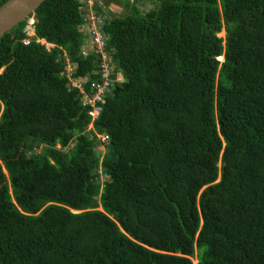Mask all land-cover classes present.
<instances>
[{
    "label": "trees",
    "instance_id": "trees-1",
    "mask_svg": "<svg viewBox=\"0 0 264 264\" xmlns=\"http://www.w3.org/2000/svg\"><path fill=\"white\" fill-rule=\"evenodd\" d=\"M78 6L35 11L49 53L0 39V264H264V0L108 10L103 151Z\"/></svg>",
    "mask_w": 264,
    "mask_h": 264
},
{
    "label": "built area",
    "instance_id": "built-area-1",
    "mask_svg": "<svg viewBox=\"0 0 264 264\" xmlns=\"http://www.w3.org/2000/svg\"><path fill=\"white\" fill-rule=\"evenodd\" d=\"M104 0H78V10L83 20V30L85 33L86 42L91 50L96 54L98 63L96 68L85 78H74L75 67L66 69L64 74L65 78L69 82L70 90H78L82 96V103L90 106V112L88 115L92 121H95L101 114L102 108L98 104H103L104 95L109 92L115 83L122 82L120 74L116 75L113 79L114 64L112 61L113 52L108 51L107 41L105 38L104 27L106 24L107 16L104 13ZM32 26V20H29L26 24L28 29ZM45 46L47 51H50L54 47L46 44L42 41H36ZM28 42H26L27 44ZM87 48L83 49V55L88 56ZM1 75V72H0ZM96 76L97 81L91 83V89L94 92L92 97H89L85 92V86L91 82V77ZM102 142L106 143L108 138L102 137Z\"/></svg>",
    "mask_w": 264,
    "mask_h": 264
},
{
    "label": "water",
    "instance_id": "water-1",
    "mask_svg": "<svg viewBox=\"0 0 264 264\" xmlns=\"http://www.w3.org/2000/svg\"><path fill=\"white\" fill-rule=\"evenodd\" d=\"M46 0H7L0 6V39L40 7Z\"/></svg>",
    "mask_w": 264,
    "mask_h": 264
},
{
    "label": "clouds",
    "instance_id": "clouds-1",
    "mask_svg": "<svg viewBox=\"0 0 264 264\" xmlns=\"http://www.w3.org/2000/svg\"><path fill=\"white\" fill-rule=\"evenodd\" d=\"M142 1H145V0H126V2H127V4H131V5H134V4H139V2H142ZM79 3V2H78ZM131 5H130V7H131ZM104 6H105V4H104ZM79 7V6H78ZM104 13H105V15L107 14V6H105L104 7ZM81 15V14H80ZM107 16V15H106ZM107 19H108V17H107ZM29 20H32V26H30L28 29L26 28V24H27V22L29 21ZM22 23H24L25 24V26L23 27V34L25 35V38L22 40V44L24 45V46H29L30 44H32V43H36V44H39V45H41L42 47H44V49H45V46L44 45H42V44H40V43H37L36 41L38 40V41H42V42H44V43H46V44H49V43H47L44 39H40V38H38L37 37V35H36V24H37V19H36V17H35V13H32V14H30L26 19H25V21L24 22H22ZM106 23H107V20H106ZM106 25V24H105ZM82 29H83V26H82ZM222 33H225V32H222ZM26 42H28L27 44H26ZM49 45H52V44H49ZM53 47H55L54 45H52ZM54 49V48H53ZM46 50V49H45ZM52 50V49H51ZM50 50V51H51ZM50 51H47L46 50V52H50ZM220 58H223V57H220ZM220 58H218V61L220 62V63H222V62H224V58H223V61H221L220 60ZM66 62H67V65L65 66V72H66V69H68V68H73L74 67V64L73 63H71L68 59H66ZM75 70H76V68H75ZM3 71H4V67L0 70V72H1V74L3 73ZM117 75V74H116ZM68 85H69V82H68ZM214 110L216 111L217 110V107H216V105H215V108H214ZM96 121V120H95ZM95 121H92V120H90V122L92 123V125H90L89 126V123H88V125H87V128H86V133L91 137V138H93V136L92 135H95V137H96V139H97V141H98V143H99V146L100 147H98L97 149L99 150L100 148H102V151H103V145L105 144L104 142H102V140H101V138L102 137H107V136H105V135H101V134H98L96 131H95V129H94V122ZM108 141V140H107Z\"/></svg>",
    "mask_w": 264,
    "mask_h": 264
},
{
    "label": "crops",
    "instance_id": "crops-1",
    "mask_svg": "<svg viewBox=\"0 0 264 264\" xmlns=\"http://www.w3.org/2000/svg\"><path fill=\"white\" fill-rule=\"evenodd\" d=\"M112 0H110V2H109V0H104L103 1V5L105 4V6H107V11L108 10H110V11H115L114 9L115 8H121V7H123L124 9H126L127 7H129L131 4H127V2H126V0H121V2H118V1H116V2H111ZM114 1V0H113ZM145 1H147V0H145ZM140 3V2H139ZM129 5V6H128ZM104 6V7H105ZM120 10V9H119ZM116 12V11H115ZM114 13V12H113ZM114 14H117V13H114ZM118 14H121V12L120 13H118Z\"/></svg>",
    "mask_w": 264,
    "mask_h": 264
},
{
    "label": "rangeland",
    "instance_id": "rangeland-1",
    "mask_svg": "<svg viewBox=\"0 0 264 264\" xmlns=\"http://www.w3.org/2000/svg\"><path fill=\"white\" fill-rule=\"evenodd\" d=\"M109 2H110V0H109ZM111 2H116V1H113V0H112ZM119 9H120V10H119ZM114 10H115L116 12H115V11H113V12H114V13H117V14L120 13V12H121V13L125 12V9H124L123 7H121V8H115ZM219 37H225V33H221V34L219 35ZM222 59H223V58H220L221 61H223ZM98 118H99V117H98ZM98 118H97V119H98ZM97 119H96V120H97ZM90 125H92L91 122L89 123V126H90ZM101 150H102V148H101ZM99 210L101 211V209H99ZM192 260H193V263H194V264H197V260H196V257H195V256H194V258H193Z\"/></svg>",
    "mask_w": 264,
    "mask_h": 264
},
{
    "label": "bare ground",
    "instance_id": "bare-ground-1",
    "mask_svg": "<svg viewBox=\"0 0 264 264\" xmlns=\"http://www.w3.org/2000/svg\"><path fill=\"white\" fill-rule=\"evenodd\" d=\"M223 60V59H222Z\"/></svg>",
    "mask_w": 264,
    "mask_h": 264
}]
</instances>
